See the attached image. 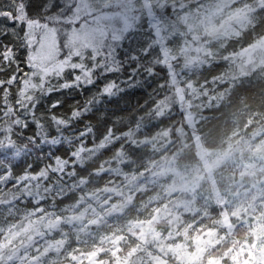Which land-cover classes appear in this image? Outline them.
<instances>
[{"label": "trees", "instance_id": "1", "mask_svg": "<svg viewBox=\"0 0 264 264\" xmlns=\"http://www.w3.org/2000/svg\"><path fill=\"white\" fill-rule=\"evenodd\" d=\"M257 12L251 28L226 41L224 55L203 66L191 82L183 76L179 82L176 61L165 59L147 25L135 42L125 39L114 49L111 72L97 73V85L85 89L84 97L69 98L93 96L95 103L83 123L65 131L52 159H38L39 153L23 141L14 142L10 157L0 155V227L14 229L18 217L29 213L38 218L40 212L71 216L97 210L78 235L85 243L99 244L95 264H132L143 256L140 227L170 208L173 221L163 219L155 226L162 244L191 251L214 232L216 244L193 264H236L237 255L246 262L261 233L256 227L264 224V76L242 78L225 53L242 52L264 37V5ZM28 13L39 16L32 9ZM108 82L114 88L101 94ZM198 148L204 156H223L219 167L200 169L192 194L172 189L201 161ZM35 176L40 184L32 179L30 190H23L27 178ZM223 219L230 230L220 226ZM42 238L35 242L46 245ZM94 247L81 246L77 234L66 230L58 255L35 257L30 264H94ZM163 259L186 264L175 256Z\"/></svg>", "mask_w": 264, "mask_h": 264}, {"label": "rangeland", "instance_id": "2", "mask_svg": "<svg viewBox=\"0 0 264 264\" xmlns=\"http://www.w3.org/2000/svg\"><path fill=\"white\" fill-rule=\"evenodd\" d=\"M24 2L28 9L39 12L41 21L53 25L62 37L66 34L70 40L75 39L81 55L86 57L85 62L89 65L94 64L98 74H103L104 71L111 72L114 49L125 39L135 42L141 38L143 31L141 27L143 24L147 25L146 29L154 36V41H157L165 59L176 61L175 66L178 67L174 69L179 82L181 76L191 82L190 79L196 78L203 66L215 57L223 56L226 41L237 38L249 30L257 11L264 5V0H24ZM10 6V0H0V8ZM151 45L154 47V43ZM149 51L151 56L152 49L149 48ZM225 57L231 63V69L235 67L242 78L251 73L254 79H258L259 75L264 76V37L242 52L225 53ZM234 75L235 72L232 73V77ZM107 88L110 91L114 86L108 82ZM188 120H191V117H188ZM194 125L193 123L190 126ZM194 137L200 145L199 137L196 135ZM197 150L199 152L197 157L201 161L197 160L195 165L189 168V173L181 176L180 187L172 185L170 186L172 189L192 194L196 189L200 169L214 172L219 167L223 156L213 154L204 156V149ZM163 171L168 170L164 167ZM32 179L39 183V176L28 177L29 185L23 186V190H30ZM101 208L98 210L105 209ZM8 214L7 211L4 212L5 217H8ZM96 214L97 210L71 216H49L41 212L38 218L34 213H29L27 217L19 216L18 226L14 229L11 226L0 227V264H30L35 257L44 258L43 255L48 253L58 255L66 230L73 236L77 234L81 246L91 244L95 246L90 257L91 263L95 264L99 255V244L95 241L85 243L78 235L83 234L84 225L91 222ZM174 217L176 214L170 208H166L151 222L140 227L139 252L143 256L138 257L132 264L150 262L165 264L163 256L169 255L179 258L183 263L193 264L200 260L208 248L216 244L214 232H210L200 239L191 251L187 246H165L161 243L155 226L163 219L169 224ZM223 220L220 226L230 230L232 225L227 226L226 220ZM256 229L264 234V224L261 226L259 223ZM261 233L258 236L259 240L256 238L252 242L246 262L237 255L236 264H264V236ZM40 237L47 239L46 245L35 242ZM112 238L113 234L108 236V242ZM80 258L85 259L82 256ZM124 264L131 263L125 260ZM206 264L220 263L217 260Z\"/></svg>", "mask_w": 264, "mask_h": 264}, {"label": "snow or ice", "instance_id": "3", "mask_svg": "<svg viewBox=\"0 0 264 264\" xmlns=\"http://www.w3.org/2000/svg\"><path fill=\"white\" fill-rule=\"evenodd\" d=\"M10 4L0 8V155L10 157L14 142L23 141L38 159L50 160L65 131L83 123L95 103L93 96L69 98L97 85V69L85 62L75 39L29 15L24 0Z\"/></svg>", "mask_w": 264, "mask_h": 264}]
</instances>
